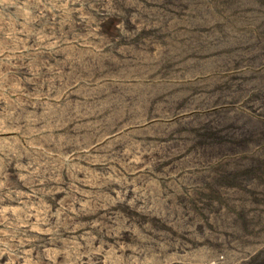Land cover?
I'll return each instance as SVG.
<instances>
[{"label":"rangeland","instance_id":"374dc122","mask_svg":"<svg viewBox=\"0 0 264 264\" xmlns=\"http://www.w3.org/2000/svg\"><path fill=\"white\" fill-rule=\"evenodd\" d=\"M262 46L264 0H0V264H264V138L185 127L264 125Z\"/></svg>","mask_w":264,"mask_h":264},{"label":"bare ground","instance_id":"6f19581e","mask_svg":"<svg viewBox=\"0 0 264 264\" xmlns=\"http://www.w3.org/2000/svg\"><path fill=\"white\" fill-rule=\"evenodd\" d=\"M181 2V1H180ZM165 6V5H164ZM101 8V7H100ZM118 10V9H117ZM126 12V11H125ZM124 12V13H125ZM166 12V11H165ZM123 14V13H122ZM123 18V17H122ZM126 18V17H124ZM114 19V18H113ZM106 19L104 18V25L107 21H105ZM108 20V19H107ZM124 19L118 20V19H114L113 21V27H112V34H116L115 31L116 29L122 28L120 31L122 32H132L133 31V26L130 22L127 23H123ZM109 21V20H108ZM120 21L121 24H120ZM127 21V20H126ZM120 24V25H119ZM116 25V26H115ZM119 25V26H118ZM134 25V24H133ZM102 28V27H101ZM100 31V30H99ZM119 31V32H120ZM133 33V32H132ZM260 42V41H259ZM258 42V43H259ZM263 42V41H262ZM214 43V42H213ZM246 43V42H245ZM256 43V45L258 44ZM244 44V43H243ZM255 44V43H253ZM241 46V45H240ZM249 46V45H248ZM251 46V45H250ZM255 46V45H254ZM263 47V46H262ZM264 48V47H263ZM250 49V48H249ZM256 52V50H255ZM219 61V60H218ZM225 61V60H224ZM243 85V84H242ZM241 87V86H240ZM234 88V87H233ZM216 90V89H215ZM215 90L213 92H215ZM234 90V89H232ZM240 90V89H237ZM242 90V89H241ZM217 91V90H216ZM236 92V91H235ZM211 94V93H210ZM221 94V93H219ZM245 94V93H244ZM205 96V95H204ZM207 96V94H206ZM218 96V95H217ZM223 98V97H222ZM228 98V97H227ZM228 100V99H227ZM242 100V98H241ZM240 100V101H241ZM222 101V100H221ZM224 101V100H223ZM232 102V101H231ZM230 102V103H231ZM245 102V101H244ZM221 103V102H220ZM219 103V104H220ZM246 103V102H245ZM258 103V102H257ZM225 104V103H224ZM227 104V103H226ZM223 105V104H222ZM230 105V104H229ZM257 105V104H255ZM254 105V106H255ZM226 107V106H225ZM252 108V107H250ZM257 113H260L259 115H261V117L264 118V110H260L258 107H256ZM253 111V110H252ZM221 112V111H220ZM223 115V114H222ZM226 116V115H225ZM228 116V115H227ZM243 117V116H242ZM205 120V119H204ZM264 121V120H263ZM243 122V121H242ZM242 123L236 121L234 119V117H229L227 120H223L220 119L219 117L213 116L212 118L207 119L204 122H201L199 124L193 123V124H188L185 125L186 128H188V136H190L191 138V142L190 145L192 146H197V148L199 149V153L203 154V155H207L210 148L215 147L216 145H219L220 143L223 142H234L238 139L242 140V139H248V138H254L255 140H260L262 138H264V125L260 124V125H256L253 127H243L241 125ZM245 126V125H244ZM183 127V126H182ZM193 130V131H191ZM230 142V143H231ZM241 142V141H239ZM254 142V141H253ZM238 143V142H237ZM252 143V142H251ZM223 145V144H222ZM234 145V144H233ZM233 145L231 147H233ZM234 148V147H233ZM210 154V153H209ZM194 158V157H193ZM259 159V158H258ZM260 160H264V156L263 158L261 157ZM259 165L258 161L252 162L249 164V166L252 168V166H256ZM244 169V168H243ZM9 176V175H8ZM8 178V177H7ZM9 179V178H8ZM124 197V196H123ZM124 202H126L125 200H122ZM129 207H133V204H131V206L129 205ZM120 237H125V233H120L119 234ZM102 264V263H101Z\"/></svg>","mask_w":264,"mask_h":264}]
</instances>
